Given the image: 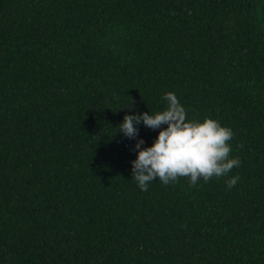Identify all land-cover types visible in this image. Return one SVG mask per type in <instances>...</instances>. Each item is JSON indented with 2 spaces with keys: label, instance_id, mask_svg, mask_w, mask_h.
<instances>
[{
  "label": "trees",
  "instance_id": "obj_1",
  "mask_svg": "<svg viewBox=\"0 0 264 264\" xmlns=\"http://www.w3.org/2000/svg\"><path fill=\"white\" fill-rule=\"evenodd\" d=\"M169 91L240 167L139 188ZM0 264H264V0H0Z\"/></svg>",
  "mask_w": 264,
  "mask_h": 264
},
{
  "label": "clouds",
  "instance_id": "obj_2",
  "mask_svg": "<svg viewBox=\"0 0 264 264\" xmlns=\"http://www.w3.org/2000/svg\"><path fill=\"white\" fill-rule=\"evenodd\" d=\"M161 99L166 102L162 111L125 115L117 126L129 139L138 137L141 122L146 128L159 129L151 146L142 147L145 141L137 139L133 149L136 159L131 162L132 179L142 191H147L156 179L169 185L187 178L190 186H196L200 180L208 183L213 177L228 176L233 168L240 167L239 157L232 156L230 142L234 133L230 127L209 117L202 122L189 120L174 92H166ZM133 103L132 100L128 108ZM240 179L239 175L229 178L227 188L234 187Z\"/></svg>",
  "mask_w": 264,
  "mask_h": 264
}]
</instances>
